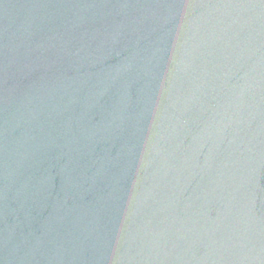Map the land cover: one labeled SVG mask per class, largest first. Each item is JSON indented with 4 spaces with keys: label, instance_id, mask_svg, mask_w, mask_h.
Returning a JSON list of instances; mask_svg holds the SVG:
<instances>
[{
    "label": "water",
    "instance_id": "95a60500",
    "mask_svg": "<svg viewBox=\"0 0 264 264\" xmlns=\"http://www.w3.org/2000/svg\"><path fill=\"white\" fill-rule=\"evenodd\" d=\"M0 264H264V0H0Z\"/></svg>",
    "mask_w": 264,
    "mask_h": 264
}]
</instances>
